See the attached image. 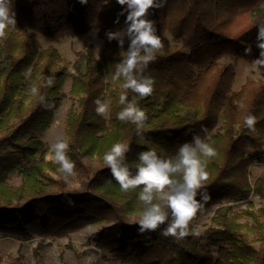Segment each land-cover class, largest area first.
Returning <instances> with one entry per match:
<instances>
[{
	"label": "trees",
	"instance_id": "obj_1",
	"mask_svg": "<svg viewBox=\"0 0 264 264\" xmlns=\"http://www.w3.org/2000/svg\"><path fill=\"white\" fill-rule=\"evenodd\" d=\"M13 11L16 25L0 38V236L22 242L60 239L114 223L116 232L105 228L100 235L111 237L109 249L120 264H264V207L255 209L249 203L240 212L223 205L215 210L205 232L221 243L215 257L200 247L194 227L199 214L213 205L248 202L251 194L264 201V179L249 181L254 157L247 153L264 143V78H247L233 91L234 68L222 61L250 64L258 57L255 22H264V0H167L163 7L149 10L148 18L164 44L145 70L155 80L154 91L143 99L128 93L129 100L146 110L143 138L134 124L116 117L123 81H114L112 75L129 43L125 37L120 48L106 35L125 27L123 16L114 23L121 11L116 0H87L83 5L78 0H13ZM90 30L97 31L103 49L99 56L92 45L77 52L73 74L59 51L43 48L37 38L41 34L57 41ZM167 33L179 44L166 41ZM248 47L251 53L245 55ZM29 67L32 74L25 79ZM47 76L55 77L51 87L44 85ZM67 77L73 104L62 137L76 176L65 181L39 136L55 120ZM32 85L39 88L42 102L30 93ZM105 97L110 102L107 119L96 114L94 104ZM249 112L257 118L254 130L243 125L242 117ZM202 127L208 129L207 142L217 155L204 158L208 179L196 196L201 207L189 222V234L182 239L164 237L166 225L140 233L137 222H128L143 207L140 188L122 191L111 178L104 154L115 143L130 145L124 163L135 175L140 151L174 156L193 135L204 138ZM84 158L95 159L97 166L87 167ZM14 173L21 178L18 186L8 181ZM76 178L83 179L82 189L75 187ZM201 194L208 199L202 200ZM243 217L251 223L243 224ZM93 264L112 263L101 258Z\"/></svg>",
	"mask_w": 264,
	"mask_h": 264
},
{
	"label": "clouds",
	"instance_id": "obj_2",
	"mask_svg": "<svg viewBox=\"0 0 264 264\" xmlns=\"http://www.w3.org/2000/svg\"><path fill=\"white\" fill-rule=\"evenodd\" d=\"M80 4L87 0H78ZM167 0H116L121 11L114 23H120V16L124 17V29L107 32L109 41L116 40L118 46L123 48L124 38L129 43L127 51L121 53V60L114 65L112 79L122 80L123 91L119 97L122 105L116 117L121 122H129L135 125L136 134L143 138L145 122L148 119L145 109L138 106L136 100H129L128 93L135 94L140 99L150 96L154 91L155 80L145 75L148 65L156 60V54L161 51L164 44L157 35L155 22L148 18L149 10L161 8ZM16 19L13 11V0H0V38L6 35V29L15 27ZM257 28L256 47L259 55L250 62V69L256 74H264V22H255ZM100 51V47H96ZM251 53V47L245 49V55ZM31 68L24 70L25 79L31 77ZM55 77L44 78V85H54ZM30 93L43 101L39 94V88L30 86ZM95 112L100 116H108L110 102L96 99L94 101ZM50 103L47 107L50 109ZM243 125L249 130H254L257 118L253 114L246 113L243 117ZM204 138L193 135L191 142L181 144L175 155L161 158L153 149L140 151L138 163L135 164V175L124 163L130 145L115 143L103 156L112 180H115L120 189L127 192L140 188L138 201L142 204L137 226L140 233L152 232L166 225L161 235L182 239L186 237L190 220L201 207L196 199L202 183L208 179L206 160L217 155L216 149L207 142L208 129L201 128ZM69 145L66 140L57 135L49 146L48 159L59 165V171L64 174L65 181L75 175V163L67 155ZM141 186H143L141 188ZM202 200L208 197L201 194Z\"/></svg>",
	"mask_w": 264,
	"mask_h": 264
},
{
	"label": "rangeland",
	"instance_id": "obj_3",
	"mask_svg": "<svg viewBox=\"0 0 264 264\" xmlns=\"http://www.w3.org/2000/svg\"><path fill=\"white\" fill-rule=\"evenodd\" d=\"M37 38L43 48L53 46L59 51L68 65L69 74L74 73L72 64L77 52L84 51L88 46L92 45L96 56H99L104 45L96 30H90L82 35L61 38L57 41H47L41 34ZM164 39L171 44H179L168 33L164 36ZM97 46L100 47L99 52L96 51ZM222 61L232 64L234 68L233 91H238L247 78L255 80L264 78V74H256L251 71L250 64L243 60L224 59ZM70 84L71 78L67 77L63 88L64 97L58 108L55 120L39 136L45 146L49 147L57 135L63 136L66 113L73 104L69 95ZM104 101H109V99L105 97ZM104 117L108 118V116ZM247 153H250L254 157V162L249 167V181L253 184L257 178L264 179V143L258 149H247ZM83 163L92 169L97 166L95 159L84 158ZM74 171V176H76V170ZM82 180L76 178L75 187L77 189H82ZM8 181L12 186H18L21 178L14 173L9 176ZM249 203H252L255 209L264 207V201L257 195L251 194L248 202L225 201L220 205H213L202 211L194 222L196 235L200 237V247L209 250L213 257L216 256V251L221 243L215 238H211L205 232L212 226L211 219L219 206H231L234 211L240 212L246 209ZM138 220L139 215L128 217L129 223H136ZM241 222L243 224L247 222L251 223V220L243 217ZM105 228L111 234L119 229L114 223L101 224L88 227L60 239L33 237L25 242L14 237L0 236V264H93L101 258H107L112 264H120L118 261H115L114 254L109 249L111 237H106L105 234L103 236L100 235V232Z\"/></svg>",
	"mask_w": 264,
	"mask_h": 264
}]
</instances>
